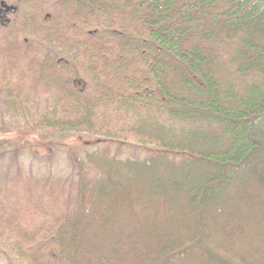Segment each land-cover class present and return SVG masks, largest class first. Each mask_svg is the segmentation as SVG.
<instances>
[{
	"label": "trees",
	"instance_id": "1",
	"mask_svg": "<svg viewBox=\"0 0 264 264\" xmlns=\"http://www.w3.org/2000/svg\"><path fill=\"white\" fill-rule=\"evenodd\" d=\"M2 3L1 121L151 150L0 180L11 264H264V0Z\"/></svg>",
	"mask_w": 264,
	"mask_h": 264
},
{
	"label": "rangeland",
	"instance_id": "2",
	"mask_svg": "<svg viewBox=\"0 0 264 264\" xmlns=\"http://www.w3.org/2000/svg\"><path fill=\"white\" fill-rule=\"evenodd\" d=\"M0 124V180L8 178L16 170H23L30 176L63 178L71 183L75 178L68 167L69 163L85 147L121 159L142 158L151 151L133 143L104 141L86 134L50 143L37 132L24 130L16 121L4 119L0 120ZM0 264H11L2 251Z\"/></svg>",
	"mask_w": 264,
	"mask_h": 264
},
{
	"label": "water",
	"instance_id": "3",
	"mask_svg": "<svg viewBox=\"0 0 264 264\" xmlns=\"http://www.w3.org/2000/svg\"><path fill=\"white\" fill-rule=\"evenodd\" d=\"M2 11L0 12V16L6 13H14V9L12 7L6 6L4 3L1 4Z\"/></svg>",
	"mask_w": 264,
	"mask_h": 264
}]
</instances>
